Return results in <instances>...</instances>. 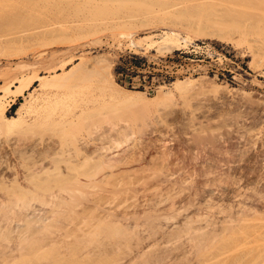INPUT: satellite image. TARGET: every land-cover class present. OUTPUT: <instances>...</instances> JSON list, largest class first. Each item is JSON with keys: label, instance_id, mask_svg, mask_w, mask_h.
I'll use <instances>...</instances> for the list:
<instances>
[{"label": "bare ground", "instance_id": "1", "mask_svg": "<svg viewBox=\"0 0 264 264\" xmlns=\"http://www.w3.org/2000/svg\"><path fill=\"white\" fill-rule=\"evenodd\" d=\"M131 1L82 0L85 5L82 7L91 10L89 6L98 9L111 4L110 6L115 8L114 4L122 7L121 3L132 4ZM135 1L132 2L138 4V9L143 3L147 6L146 0H138L141 4ZM47 2L44 3L51 4ZM52 2L54 3L53 0ZM114 2H119L120 5ZM155 2L158 1L154 0L153 4L152 0V5H155ZM158 3L163 12L166 10L171 16L186 18L190 22L194 19L193 24H197L198 27L196 25L195 27L206 37L223 39L226 37L224 33L228 30L229 33L234 30L238 32L239 38L245 35V38L242 36L243 40L251 36L250 40L254 38L255 42H252L255 45L254 48L251 47L252 49L249 47L252 51L249 50V53L252 54V58L261 57L264 62V0H161ZM50 6L45 7L51 8ZM104 8L106 10L107 7ZM147 8L152 10L153 6ZM129 13L130 16L132 13ZM59 15L61 17L62 14ZM64 20L63 18L59 23L62 24ZM56 24L60 26L58 22L46 21L37 28L39 30L45 28L47 31L51 27L49 29L51 32L52 26ZM66 26L65 28L68 27ZM30 29L33 30L31 27ZM57 29L58 32L62 28ZM200 32L198 31V35ZM239 33L242 35L239 36ZM227 36L229 37V34ZM159 37L162 38V44L160 43L158 47L160 52L168 51L176 44L172 33L168 31H162ZM228 39L230 40V37ZM69 63L61 64V69L63 70ZM251 64L253 67L256 65ZM87 70L86 73L89 72V69ZM66 73L62 76H52L49 81L34 75V81L40 80L41 86L49 83L58 89L42 93H33L35 92L33 90L28 102L20 105L15 116L8 117L9 107L4 102V96L11 93V86L5 87V95L0 96V135L6 136L12 129H18L16 131L18 135H14L13 139L7 138L5 143L0 140V264H171L176 256L171 259L169 255L174 256L173 251L176 249L181 254V260L179 258L180 262L175 261L173 264L184 261L183 264H264V154L260 152L261 150L263 152L264 144L260 146L261 142H258L264 139L261 131H264V101L253 100V97L241 98V103L236 101L234 108L226 110V105L222 106L226 102H222L221 105L220 95H217L219 92L215 90L219 96L218 102L220 101L218 107H215L221 110H215L218 113L212 116L211 112L214 109L210 107L211 102H208L209 104L206 102L202 104L200 112L198 111L201 120L197 123L200 124V138L197 140L205 157L201 164L202 184L197 189L194 185V193L191 195L192 187L186 191V187L182 186L184 180H179L182 177L175 180L176 176L166 172L161 174L162 178L157 179L161 185L165 184L163 187L166 189H162L164 193L160 189L162 187L156 184L161 190L155 189L159 191L156 192V198L152 200L151 197L152 201L146 200L148 204L144 202V198L142 205H139L138 202L134 204L135 202L129 201L140 191L136 188L140 183H144L145 186L151 180L152 173L150 178L149 176L146 178L149 179L147 183L142 182L146 180L144 173L147 165L156 163L154 166L157 167L158 164L161 169L163 168L167 161L165 152L159 156V160L154 157L156 161H160L159 164L154 158H149L146 146L138 147L136 142H129L132 133L128 131L129 127H111L106 130L98 128L94 118L99 114L97 109L100 106L92 98L77 99L74 93L76 82L78 84L84 79L79 76L73 82L69 77L74 71L71 75ZM31 82L32 79L28 80L27 85H31ZM184 85L186 88L185 82H174V87L181 90L185 89ZM12 92L20 94L21 90ZM22 109H25L24 113ZM195 111L191 108L187 116V128L192 129L194 126ZM249 123L253 124L252 128L258 129L252 130ZM193 131L194 129L191 134ZM192 137L195 138L194 134ZM194 138L192 141L197 143ZM193 142L192 144L195 143ZM5 144L7 148H4ZM221 144L223 146L227 144L223 151L220 150ZM250 150L257 153L255 157L250 154L253 161L247 158L253 167L252 170L250 168L251 171L245 170L244 161L240 156L236 157L244 155V158ZM212 151L220 154L219 156L216 153L218 158L215 163H212L213 158L210 155ZM4 152L8 153L7 156ZM234 153L238 154L235 157L241 160L244 168H237L238 177L231 178L228 175L230 177L228 178L225 173L227 168L231 170L237 166L236 162L235 164L232 162ZM228 154L233 155L232 157L230 155L229 159L235 165H232L233 167L226 159ZM209 155L212 164L209 162ZM213 156L216 158L215 154ZM181 188L187 193L189 191L190 195L186 196ZM146 190L150 192L148 188L143 191ZM137 197L140 198L142 195ZM189 207L192 208L190 213ZM203 207L207 208V211L210 207L211 213L208 211L210 213L208 216H205L208 213ZM202 210L206 212L204 217ZM212 210L217 212V216ZM170 239L178 241L184 239L183 244H188V248L186 246L187 249L180 253L178 247L172 248L170 244L168 246L172 251L167 252L170 250L168 247L165 250L169 254H164V250L157 253L156 250L151 251V247L156 244L149 245L148 240L157 241L156 243H159L158 241L162 243L164 240L165 243V240ZM254 251L255 256L257 253L259 255L256 257L254 254L251 255Z\"/></svg>", "mask_w": 264, "mask_h": 264}, {"label": "rangeland", "instance_id": "2", "mask_svg": "<svg viewBox=\"0 0 264 264\" xmlns=\"http://www.w3.org/2000/svg\"><path fill=\"white\" fill-rule=\"evenodd\" d=\"M47 1L51 3L49 4L51 5V8H48L49 5L45 4ZM47 1H44V3L41 0H0V96L5 95V87H12H10V96H4L5 105H8V109L10 111L8 117L15 116V113L18 111V109H20V105L26 104L28 102L30 93H32L33 90L35 91L33 93H42L45 91L58 89L55 85L49 83H45L43 86H41L40 80L36 82L34 81L35 76H40L43 80L47 79L46 81H49L52 76H62L68 71L69 72L66 73V75H68L69 73L71 75V73L74 71V73H72L71 75L74 78H70L71 76L69 75V79H71L73 82L75 78L79 76L83 77L84 79L83 81H79L78 84L76 82L77 86L74 89L76 98H80V100L85 97L92 98L96 100V104L100 106L97 109L99 110V114L96 116V118H94L97 122L96 126L98 128H100L101 130H106L111 127L123 128L127 126L130 128H128V131L132 132L130 134L131 138L129 142H136L138 144V147L146 146L148 150L147 155L149 154V158L155 157L159 160V156H161L162 153L165 152L164 154L166 155L168 162L166 161L165 165L162 167L166 168L161 169L160 165L158 164L157 167L154 166L156 163L147 165V170L144 173V179H146L148 176V178H150V175L152 173L153 175H151V180L146 179L145 181H142L147 183V180H149V182L147 183L148 186H143L144 183H140L139 186L136 187L137 189L139 188L138 190H140L137 195H142V197L139 198L136 195V197H134L135 199L132 198V200H128L129 202H135L134 204L138 202L139 205H142L144 198V202H147L146 200H149L151 197V199L154 200L156 198L155 195L159 191H161L162 189H166L163 187L165 186V184L161 185V183H158L157 180L159 178H162L161 174L163 175L166 172H168V174H172L174 177L176 176L175 178L177 179L173 177L175 180H178V177H182V179L179 180H184L183 182L185 183H183L182 186L184 188L186 187L185 190H189L190 187L193 188L194 185H196V187H194L195 189L199 188L200 184H202L203 181L200 180L202 179L201 164L205 159L204 153L199 146V140H197L198 137L200 138V124L197 123H199V121L201 120L199 112L202 104L211 102L210 107L212 110L214 109L212 111L214 115L212 114V112L211 115L215 116L218 111L221 110L216 109V107H218V105L220 104V101L221 105L222 102H226L222 105L224 107L226 105L225 109L234 108L238 102L241 103V98L244 99L250 97L252 99L253 97V100L264 101V62L261 57H258L259 59L257 57L252 58V54L249 53L252 49L251 47L255 45L253 43L255 42L254 38L253 40H250L252 37L248 36L249 39L246 38L245 40H243L245 38V35L239 33V36H244V38L242 36L239 38L238 32H235V30H231L234 33H229V30L226 31V34L224 33L226 37H224L223 39L209 36H207L209 37L207 38L206 36L201 35L200 29L196 28L198 27L197 24H195V27L192 22L194 21V19H192V21L190 22L189 19L186 18L171 16V14L166 13V10H164L165 12H163V10L160 8V3H158L161 0H157L158 2H155V5H152V0L150 2L146 0L145 5L147 4V6H144V3L142 5L141 1L137 0V2L141 4L139 5V9L138 4H134V2H132L133 0L131 1L132 4H130V2L127 5L121 3L123 5L122 7L114 4L115 8L116 6L119 8H116V10L114 7L110 6L111 4L104 6L107 7L106 10L104 7H101L103 9H97L86 4L91 9L88 10V7H84L85 5L82 0H68V2L71 1L70 3H68L67 0H63V2L61 0L58 1L60 2L59 4L56 0H53L54 3L52 2V0ZM147 2L151 3L155 11L153 9L151 10L150 8V11L148 10L147 7L149 6L152 8V6L150 4L148 5ZM156 3H158L159 6L156 5ZM117 4L120 5L119 2ZM129 4L132 5V7ZM82 5H84V8L82 7ZM110 7L111 9H108ZM145 7L147 8L146 10H144ZM55 8L57 9V11H55ZM51 9L53 10L51 11ZM59 9L61 12L58 11ZM120 9H122L123 11ZM135 11L136 13H134ZM55 12L59 13L56 14ZM129 12L132 14H130ZM128 13L130 14V16L128 15ZM50 14L52 15L50 16ZM54 14L57 15V17ZM59 14H62L61 17ZM23 15L25 16V18ZM50 17L52 18V20ZM55 17L56 20H54ZM60 18L61 20H63V18L67 20H64L66 23L62 21V24H64L63 26L62 24H60ZM49 20L58 22V25L60 26H57V24L52 26V29H55L56 26L57 27L55 31H52L51 29V32L49 30L51 27H49L47 31L45 28V30H39V28H37V26H39L41 23L43 24L46 21L50 22ZM65 26L67 28H65ZM30 27L32 29L35 27L36 28L35 30H31ZM60 27L62 29H60ZM26 28H28L29 31L28 29L26 31ZM57 28L60 29L58 32L56 31L58 30ZM24 30L26 31V33H23ZM38 31L40 32V34ZM162 31H168L172 33V37L176 40V44L170 50L160 52L158 51V47H160V43L162 44V38H160L159 36ZM198 31L200 32V35H198ZM228 34L230 40L228 39ZM233 36L234 38H232ZM246 40H248V42ZM175 50H181L184 54L174 55L173 52ZM127 54H136L147 59V66L139 71L141 75L132 77L131 89L126 87V82H124L123 85L118 84L116 75L114 73V67L119 58ZM70 58H72V60ZM65 62L70 63L62 70L61 64ZM250 62L255 63L256 65H254L253 67V64H251ZM250 64L255 69H253ZM258 65L260 66V68ZM87 69H89L88 73H86L88 71ZM251 69H253V71ZM259 74L262 75L260 76ZM148 75H151V78H148ZM30 79H32L31 85H27V81ZM177 81L185 82L186 88L185 85L183 87L187 89V91L189 89L188 94L186 93L187 91L184 88L182 89L186 91L185 93H183L184 90H181V88L178 89L174 87V82ZM214 86H216L215 89ZM19 89L21 90L20 94L12 92ZM220 89L223 90L221 91ZM215 90L217 91V93L219 92V94H217ZM226 90H228L229 93ZM189 94L191 96H189ZM216 94L220 95V97ZM207 96L210 97V100ZM205 98L208 101H204ZM218 99L220 100L219 102ZM213 100H216V102ZM227 102L230 104L228 105ZM213 106L216 107L214 108ZM224 107H222V109ZM191 108L193 111L196 110L194 113L195 118L193 119L194 126L192 128L195 131H193L195 138L192 137V129L187 128L186 124V119L187 116H189L188 114ZM225 109H223V111H225ZM215 110L218 111L216 112ZM21 111L24 113L25 109H22ZM24 115L25 114H23V116ZM195 119L197 122L195 121ZM249 125H251V129L254 130L255 127L252 128L253 124L249 123ZM249 125L247 124V127H249ZM196 127L198 128V130ZM16 131H18L17 128L12 129L9 134H6L7 137L4 136V134H1L0 140H2V143H5V140L7 138L8 140L13 139L16 135H18ZM261 131L264 134V131ZM9 135H11V137ZM262 137H264V135ZM193 138L198 142L196 143V141L193 140L195 142L194 143L192 141ZM263 140L258 141L259 143L261 142L259 144L260 146L264 144ZM192 142L194 144H192ZM217 145L219 146L220 143H217ZM226 145L223 146L221 144L220 147H222V149L220 150L223 151ZM5 147L6 144L4 145V148ZM7 150L9 151V147ZM7 150L4 149L5 152ZM142 152L143 151H140V153ZM260 152L261 154H264V150L263 152L262 150ZM216 153L217 151H212L210 154L213 160L209 155L210 163L212 161V163H215V160H217L218 158L216 157L217 154L220 156L219 153ZM255 153V151L250 150L248 154H252L255 157V155L257 154ZM7 154L5 153L4 155L7 156ZM212 154H215L216 158H214ZM234 154V156L232 154H228L229 156L226 155L228 156L226 158L227 160L231 159V157L233 156L232 159L234 160H229V163L231 161L234 164L235 162L237 163L235 164L237 166H235L231 162L230 166L233 167L232 165H234L235 167L231 168V170L227 168V170L225 171L227 176L229 175L233 178L238 177L239 174L237 172V168H244L243 164L245 165V170H250V168L251 170L253 169V167L251 166V161H253L251 159L253 158L252 155H250V157H247L248 154H246V158H243L244 155L241 156L236 153ZM222 156L224 158L225 154ZM235 156L237 158H239L240 156L241 160L244 161L243 164H241L240 159H238L240 161L237 162L238 160ZM261 157L263 158V155H261ZM247 158H249L251 161ZM157 159H155L154 161L157 163L159 162L160 164V161H156ZM245 161L247 166L245 164ZM228 162H226L227 165H229ZM156 169L159 171L161 169L162 171L159 172ZM232 169L236 170L237 173ZM147 171L148 173H146ZM227 172L229 173L227 174ZM229 176L228 178H230ZM191 180H194V182H190ZM156 184L162 187L160 188L161 190H159V186L157 187ZM141 185L143 188L141 187ZM147 188L150 189L151 193L147 192L149 190L143 191ZM184 188L181 189L185 191ZM192 188L190 189L191 195L194 193V188L193 190ZM155 189H158L159 191H156ZM163 190L162 192L164 193ZM176 190H178L177 186ZM183 191L182 193L184 194ZM186 191L185 195L189 196V191L188 193ZM151 199L150 201H152ZM150 201L149 203H151ZM190 207V211L188 210V213L192 212V208L190 209ZM213 207L216 208L217 206ZM209 208L208 211L210 212ZM203 209L207 211V208L203 207ZM204 210H202L204 213L203 217L206 213L204 212ZM208 211V214H206L205 216H208L211 213H209ZM213 213L215 214V216H217V212L215 213L214 211ZM213 213L211 214L212 216ZM174 240H165V243L164 240H162V243L160 241H158L159 243H156L157 241L148 240V243L149 245L156 244L151 247L152 252L153 250H156L155 253L164 250L165 253L161 252L162 254H169L167 252L172 251V248L178 247V249H180V253L181 251H185L188 248V244H183L184 239L182 241L175 240L176 243L178 242L177 244L174 242ZM171 241L174 242L176 247ZM167 242L171 243L168 244ZM179 244H181V246ZM160 245L163 246L161 247ZM168 245H170V247L172 248L170 249ZM158 247L160 250L158 249ZM167 247L170 250H167ZM165 250H167V252ZM176 251H173V253L175 252L176 255L174 254V256H169L171 257V259H174L175 256L176 258L178 257L177 260L175 258V261L180 262L178 261V259L180 258L179 260H181V254ZM253 254L255 256V251L251 255ZM257 254L259 255V253ZM175 261H171V264L175 263ZM181 262H183V259ZM183 263H185V261Z\"/></svg>", "mask_w": 264, "mask_h": 264}, {"label": "trees", "instance_id": "3", "mask_svg": "<svg viewBox=\"0 0 264 264\" xmlns=\"http://www.w3.org/2000/svg\"><path fill=\"white\" fill-rule=\"evenodd\" d=\"M174 55H183L181 50H175ZM147 66V59L143 56L136 54H127L122 56L117 61L114 67V73L117 78V83L123 85L126 82V87L131 89V79L132 77L140 76V70ZM151 78V75H148Z\"/></svg>", "mask_w": 264, "mask_h": 264}]
</instances>
